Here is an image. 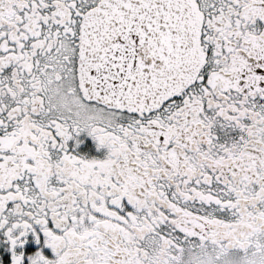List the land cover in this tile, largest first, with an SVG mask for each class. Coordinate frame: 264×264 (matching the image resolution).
Returning <instances> with one entry per match:
<instances>
[{"label":"snow or ice","instance_id":"1","mask_svg":"<svg viewBox=\"0 0 264 264\" xmlns=\"http://www.w3.org/2000/svg\"><path fill=\"white\" fill-rule=\"evenodd\" d=\"M0 264H264V0H0Z\"/></svg>","mask_w":264,"mask_h":264}]
</instances>
